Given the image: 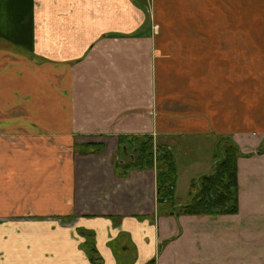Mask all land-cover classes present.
I'll use <instances>...</instances> for the list:
<instances>
[{
	"label": "crops",
	"instance_id": "1",
	"mask_svg": "<svg viewBox=\"0 0 264 264\" xmlns=\"http://www.w3.org/2000/svg\"><path fill=\"white\" fill-rule=\"evenodd\" d=\"M129 135L205 145L177 180L231 137L237 213L158 214ZM88 231L102 264H264V0H0V264H92Z\"/></svg>",
	"mask_w": 264,
	"mask_h": 264
},
{
	"label": "trees",
	"instance_id": "2",
	"mask_svg": "<svg viewBox=\"0 0 264 264\" xmlns=\"http://www.w3.org/2000/svg\"><path fill=\"white\" fill-rule=\"evenodd\" d=\"M94 144V145H93ZM96 143L82 144L77 152L94 153L103 146ZM240 151L229 136L216 137L212 168L208 173L192 178L188 197L178 202L175 196L177 166L173 153L167 145L158 143L149 135L118 136L117 150L111 155V164L120 177L131 169H155L156 210L163 215H208L235 214L237 204V158ZM84 250L92 264H102L94 245V234L88 231ZM144 264H155L151 258Z\"/></svg>",
	"mask_w": 264,
	"mask_h": 264
},
{
	"label": "rangeland",
	"instance_id": "3",
	"mask_svg": "<svg viewBox=\"0 0 264 264\" xmlns=\"http://www.w3.org/2000/svg\"><path fill=\"white\" fill-rule=\"evenodd\" d=\"M199 146H201V144H199ZM202 146L203 147L194 148L191 151L192 153H190V155L187 159H185L187 156L186 154H184L183 156H180V155L177 156L176 161H177L178 168L182 169L183 167L181 165L182 164L186 165V163L190 162V161L200 162L201 158L204 160L206 149H205V145H202ZM208 153H209V149H208ZM197 165L198 164L196 163V164L192 165L190 167V169L186 168V171L184 172V174H182V173L180 174V177L177 180L176 195H175L178 202H181V201H183V199H186L188 197V188H189L190 181L192 178L196 177L198 174L197 175H195V174L199 173V171H200V168H198ZM201 171L203 172V170H201ZM200 174H202V173H200ZM94 238H95V235H94Z\"/></svg>",
	"mask_w": 264,
	"mask_h": 264
}]
</instances>
